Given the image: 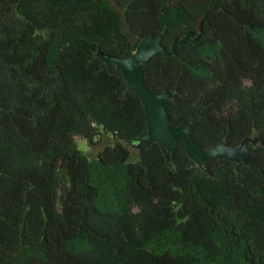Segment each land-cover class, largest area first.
<instances>
[{
	"label": "trees",
	"instance_id": "16d2710c",
	"mask_svg": "<svg viewBox=\"0 0 264 264\" xmlns=\"http://www.w3.org/2000/svg\"><path fill=\"white\" fill-rule=\"evenodd\" d=\"M144 67L173 127L203 148L264 142V0H0V264H264V149L197 168L147 132L141 100L97 53L197 32ZM101 135L115 142L94 159Z\"/></svg>",
	"mask_w": 264,
	"mask_h": 264
},
{
	"label": "water",
	"instance_id": "95a60500",
	"mask_svg": "<svg viewBox=\"0 0 264 264\" xmlns=\"http://www.w3.org/2000/svg\"><path fill=\"white\" fill-rule=\"evenodd\" d=\"M203 34L204 22L200 20L197 32H190L182 38L174 39L169 49L163 45L165 34L162 33L158 37H149L141 41L136 50L125 58L101 54L100 51L97 53V56L106 65H112L122 73L127 85V92L136 94L145 110L147 119L146 134L134 141L122 139L120 142L132 154L140 156L141 147L147 141L157 140L164 146L171 156L172 164L175 165L177 147L181 141H184L186 155L197 168H205L213 159L229 161L233 164H244L245 167H250L251 148L254 150L264 149L260 132H255L238 146H231L223 141L215 146L203 148L192 137V126H172L167 102L175 100V91L152 93L146 86L144 67L151 60L160 56L175 57L178 50L186 44H197L202 39Z\"/></svg>",
	"mask_w": 264,
	"mask_h": 264
},
{
	"label": "rangeland",
	"instance_id": "374dc122",
	"mask_svg": "<svg viewBox=\"0 0 264 264\" xmlns=\"http://www.w3.org/2000/svg\"><path fill=\"white\" fill-rule=\"evenodd\" d=\"M76 144L78 148L86 153L89 158L94 159L98 156V153L107 145H111L115 142L113 137L107 136V135H101V137L97 138L95 140V143L90 145L88 142H86L81 137L75 138Z\"/></svg>",
	"mask_w": 264,
	"mask_h": 264
}]
</instances>
